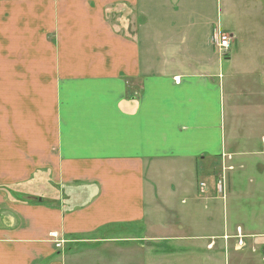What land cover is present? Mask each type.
Wrapping results in <instances>:
<instances>
[{
    "label": "crops",
    "instance_id": "0c3cea01",
    "mask_svg": "<svg viewBox=\"0 0 264 264\" xmlns=\"http://www.w3.org/2000/svg\"><path fill=\"white\" fill-rule=\"evenodd\" d=\"M224 29L263 58L264 0H0V264L134 241L264 264V66L236 81Z\"/></svg>",
    "mask_w": 264,
    "mask_h": 264
},
{
    "label": "rangeland",
    "instance_id": "374dc122",
    "mask_svg": "<svg viewBox=\"0 0 264 264\" xmlns=\"http://www.w3.org/2000/svg\"><path fill=\"white\" fill-rule=\"evenodd\" d=\"M223 32H226L224 29ZM146 44H149L146 42ZM156 45L157 43H152L151 45ZM204 47H206L209 43H201ZM262 46H264V42H260ZM142 45L145 47V42H142ZM188 45H191L188 43ZM211 47V46H210ZM212 49V48H211ZM234 49L232 47L231 52L232 54H229L227 56H223L226 59H228V63L230 67H233L232 72L234 73V79L236 81L241 82L242 85L247 84L249 80L246 79V77L243 75V71H250L255 67H263L264 66V57L259 58V57H249L248 52H251V50H248L244 53H242L239 57L232 56L234 54ZM252 53V52H251ZM232 56V57H231ZM263 64V66H262ZM229 67V70L227 72L231 71V68ZM251 81V80H250ZM253 157L255 158H261L258 155H254ZM260 163V162H259ZM256 171H250L249 175L247 176L250 178V176H254ZM249 180V179H248ZM42 196L44 194H41ZM24 195H21L20 198L23 199ZM228 196L232 197L228 193ZM229 198L226 201V212H225V219L226 222L231 221L232 223H239L241 226L246 227V223L249 222V218L247 217L246 214L249 212L245 213V210H250L245 208V206H241L240 209H238V206L240 205V202L236 201L235 203H232ZM254 200V199H253ZM228 203H229V208L228 209ZM254 203H249L248 205L254 207ZM238 205V206H237ZM71 208L74 206L72 203ZM237 206L236 209H233V207ZM264 218L259 217L257 220L262 221ZM252 221L254 219H251ZM236 226V225H235ZM234 226V228H235ZM129 230L132 232H141V229H144L143 226L135 225V226H130L128 227ZM149 229H154L153 226L150 227ZM157 230H162V227H156ZM178 229H186V228H178ZM263 229V228H260ZM57 240V243L59 245L62 244L61 239L57 238V236H54V240ZM147 241V240H145ZM131 243V242H130ZM180 245L185 247V244H178L174 241L169 242L165 241L162 242L161 245V252L159 253H154L151 249V247H147V244L144 242V245L139 248V251H137V241H134V246H131L129 244V250L126 253L123 251V253H120L114 248L110 249L107 247H102V246H97L96 248H93L89 245H86V248L78 247L74 248V252L71 250V247L73 246L72 242L66 243V252L69 251V256L66 258V264H191L192 261L190 259V256L185 255V253H181L182 251L179 250L175 245ZM108 250H113L110 251L109 253H106ZM136 250V251H135ZM249 250V249H247ZM258 252L262 251H257L254 252L253 254L257 255ZM124 254V255H123ZM226 255L228 256L229 253L227 251ZM105 260V258H107ZM254 257V256H253ZM198 260V261H197ZM195 264H206V262H202L200 258H197L196 261L194 262ZM228 263V262H227Z\"/></svg>",
    "mask_w": 264,
    "mask_h": 264
},
{
    "label": "built area",
    "instance_id": "2783aa9c",
    "mask_svg": "<svg viewBox=\"0 0 264 264\" xmlns=\"http://www.w3.org/2000/svg\"><path fill=\"white\" fill-rule=\"evenodd\" d=\"M213 42L216 45V47L218 48L219 52L222 54V56H226V55L230 54L231 49H232V41H231L230 35L228 33H225L221 30H217L215 35H214ZM224 181H225L224 178H222V179L220 178V180L218 181V189H219L220 193H224V191H225ZM201 187H202V185H201Z\"/></svg>",
    "mask_w": 264,
    "mask_h": 264
}]
</instances>
